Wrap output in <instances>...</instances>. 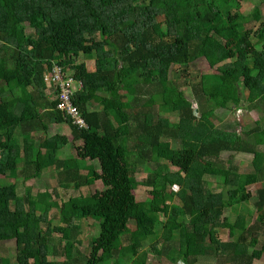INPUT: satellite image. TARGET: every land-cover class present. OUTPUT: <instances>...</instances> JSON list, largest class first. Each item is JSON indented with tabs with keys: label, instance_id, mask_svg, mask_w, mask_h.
<instances>
[{
	"label": "trees",
	"instance_id": "16d2710c",
	"mask_svg": "<svg viewBox=\"0 0 264 264\" xmlns=\"http://www.w3.org/2000/svg\"><path fill=\"white\" fill-rule=\"evenodd\" d=\"M253 16L233 8L224 17L215 0H0V177L26 180L35 166L39 171L54 167L58 185L79 189L101 180L106 187L100 201L79 195L53 203L59 208L54 223L50 206L38 202L30 188L17 196L0 178V246L12 241L13 256L30 264H107L110 258L127 264L128 255L129 264H149L140 251L145 243L150 251L161 246L159 256L169 264L202 258L252 264L251 250L264 253V189L256 191L253 220L237 214L230 221L225 213L251 195L239 186L236 167L225 166L220 156L251 154L254 169L264 171V152L256 149V138L264 145V24L256 31L243 28ZM238 39L244 45L239 56ZM79 57L94 59V70L76 64ZM201 58L211 72L195 80L189 65ZM53 64L71 70L80 84L72 102L86 129L62 117L56 100L50 117L40 115L43 77ZM174 67L180 78H170ZM169 90L175 93L170 105L176 122L154 103L162 94L169 103ZM245 93L248 106L262 114L253 128L239 133L216 128L209 105L237 111ZM33 121L43 130L65 122L71 140L54 136L53 148L42 153L29 134L18 139V128ZM69 142L75 156L60 159L58 151ZM197 159L204 163L202 176L186 177ZM161 160L177 170L171 172ZM86 161H97L100 173L82 175ZM146 162L154 164L142 181L150 197L137 201L131 186L137 164ZM182 174L175 193L180 204L169 213L161 203L168 185ZM209 177L223 179L221 190L210 189ZM80 220H91L94 228L88 255L78 249ZM128 223L137 235L130 253L123 247L107 252L106 245L120 240ZM219 229L227 231L226 241L218 238ZM54 235L71 248L54 246ZM52 256L64 260H49ZM0 264H5L1 257Z\"/></svg>",
	"mask_w": 264,
	"mask_h": 264
},
{
	"label": "rangeland",
	"instance_id": "374dc122",
	"mask_svg": "<svg viewBox=\"0 0 264 264\" xmlns=\"http://www.w3.org/2000/svg\"><path fill=\"white\" fill-rule=\"evenodd\" d=\"M218 5L220 11L223 16L226 17V14L233 10V8H237L239 12L244 15L251 14L254 15L252 20L249 23L244 25V29H251L252 31H256L261 24H264V0H215ZM30 29L26 26L25 33H29ZM264 36V35H263ZM264 39V38H263ZM252 41H258L259 37H255L251 35ZM262 44V41L260 42ZM235 54L241 55L244 54V45L240 39L235 45ZM85 63L89 67H92L94 64V59L88 60L84 57H79V60L76 64ZM189 74L191 78L197 80L201 74L210 73L207 63L204 59H198L194 61L191 65H189ZM170 78L177 79L180 78V69L178 67H174L171 70ZM181 90L184 92L186 98L190 101L193 100L192 94L188 87H183ZM247 93H245L244 98L241 102V106L237 111H226L223 109L215 108L212 104L209 105V108L213 109V113L210 116L211 121L218 129L224 130H235L237 133L241 131H247L255 125V120H258L262 114L260 110L252 109V107L248 106L246 102ZM166 98L169 103H166L163 99L162 95H156L154 97V103L156 109L164 114L168 118L170 122H176L177 115L173 112L171 108V100H174L175 93L172 91H167ZM193 102V101H192ZM193 109H196L197 106L193 103ZM198 115V114H197ZM196 115V116H197ZM131 125H134L131 123ZM52 133H59L62 135H66L68 137V141L71 140L70 128L63 124L61 126H51ZM44 135V136H43ZM50 134L47 133L46 136ZM32 139H34L35 143L39 142L45 138V134L39 130V132H34L32 135ZM259 145H257V151L264 152V145L260 144V140L256 138ZM255 141V140H254ZM173 148H180L179 141H172ZM49 148H53V145H44ZM44 149L41 147V152L44 153ZM62 154H60L61 156ZM69 156H75V150L72 144L69 142L68 145L64 146L63 159H67L70 161ZM230 153L223 152L220 158L223 161L225 166L234 165L236 167L238 176H239V186L244 187L251 195V199L248 202L242 203L240 205L234 206L229 209L225 216L231 221L235 215H245L247 220H253L256 216L253 206V200L256 199V191L258 189H264V171L257 172L253 165L252 159L253 156L251 154L245 153H235L232 154V157H229ZM164 164L168 170L174 172L177 170L176 167L172 166L166 160L160 161ZM82 164V163H81ZM85 166H91V169L81 170V174L89 177H93L96 174H99V164L97 161H86L84 163ZM204 163L197 159L193 164L192 168L189 169L186 177L192 178H200L202 176ZM136 171L134 174V183L131 186L132 192L137 201H144L149 198V190L142 185V181L145 180L146 176L150 173L154 164L152 162H146L142 164H137ZM32 175L27 177L26 180H22V178L13 177H0L6 186L14 189V194L17 196H22L25 192L26 188H30L31 195L37 199L38 202L42 203V205L50 206L49 216L54 219V223L59 220V208L52 206L53 203H57L59 206L62 202L67 201L71 197H77L79 195L90 197L92 200L100 201L104 198L106 187L101 182V180H96L93 184L82 186L79 189H74L73 184L69 186L61 187L57 182V174L54 167H50L49 169L39 171L37 166L33 167ZM37 169V170H36ZM176 180L174 184H169L168 189L165 195L164 203H161L167 212H173L176 207L180 204L179 200L176 198L175 193L178 188L182 185V177ZM208 178V177H207ZM209 185L210 189L218 192L221 190V185L223 179L221 177H209ZM217 186V187H216ZM55 190V191H54ZM80 220L78 223L80 224V230L77 235L78 240H80V245L78 249L84 254H89V246L91 239L93 238L94 228L92 226V221ZM136 230L135 226L132 223L127 224V228L125 234L121 237V239H115L108 243L105 247L107 252L118 249L120 247L124 248L125 253H130L131 244L134 242L136 238ZM56 239H54V246H63L65 245L67 249H70L71 246L67 244L65 241H60L58 236L54 235ZM227 231L219 229L218 238L221 241L227 240ZM161 246L156 247L155 250L150 251L149 245L146 243L140 249L141 253H145L146 263H158V264H169L164 258L159 256V250ZM14 251V243L12 241L5 242L0 246V257L4 259L5 264H30V262L26 260H19L13 256ZM251 255L253 258L252 264H264V253L260 250L259 247L251 250ZM49 260H53L56 262H61L64 259L59 256L49 257ZM126 263L129 264L132 261V256L128 255L126 257ZM107 264H115L114 259L110 258ZM177 264H182L181 262H177ZM195 264H215L214 260L209 258L199 259Z\"/></svg>",
	"mask_w": 264,
	"mask_h": 264
},
{
	"label": "built area",
	"instance_id": "2783aa9c",
	"mask_svg": "<svg viewBox=\"0 0 264 264\" xmlns=\"http://www.w3.org/2000/svg\"><path fill=\"white\" fill-rule=\"evenodd\" d=\"M44 82L54 92L57 101L56 110L62 117L68 119L73 126L79 129H86L87 125L82 118L77 106L72 102L74 93L80 89L72 73L56 64L44 74Z\"/></svg>",
	"mask_w": 264,
	"mask_h": 264
},
{
	"label": "crops",
	"instance_id": "0c3cea01",
	"mask_svg": "<svg viewBox=\"0 0 264 264\" xmlns=\"http://www.w3.org/2000/svg\"><path fill=\"white\" fill-rule=\"evenodd\" d=\"M88 61V60H87ZM85 66H86V68L89 70V71H93L94 70V64H92V67H89L87 64H85ZM69 72L70 73H73L71 70H69ZM43 93H44V99L43 100H41L42 102H43V107L41 108V110H40V115H43V114H47L48 115V117H50L49 116V112H51V107H50V105L52 104V102L53 101H55V95H54V92L53 91H51V89L50 88H48L47 86L44 88L43 87ZM52 113V112H51ZM48 117L46 116L45 117V120H47L48 119ZM63 124H66L67 126H68V124L67 123H65V122H62V123H49L48 125H47V128H46V130H43V129H41V127H40V123H35L34 121L32 122V126H30V125H28L27 126V124L25 123V125L23 126V127H20V128H18V129H20L19 130V136H18V139L20 138V140H21V138L24 136V135H26V134H29V136L31 137V135L34 133V132H39V130H41L44 134H45V138H43L42 140H39V142L37 143H35V141H34V139H32L33 140V143H34V146L35 147H39L40 149H41V147H42V149H44V150H46L45 149V147L46 146H44L45 144L46 145H53V143L52 142H49V140H50V138H52V137H54V136H65L67 139H68V137L66 136V135H62V134H59V133H52L51 132V126H61V125H63ZM69 127V126H68ZM47 133H49L50 135L49 136H46V134ZM70 134H71V130H70ZM22 136V137H21ZM44 136V135H43ZM68 145V144H67ZM263 145V144H262ZM63 152H64V147L60 150V151H58V154H59V158L60 159H63ZM60 154H62L61 156H60ZM70 157L71 156H69V159H70ZM63 160H67V159H63ZM92 162V161H91ZM81 170H87V166H83L82 167V169ZM81 170H80V172H81ZM99 171H100V168H99ZM60 186L61 187H64V186H66V184H60Z\"/></svg>",
	"mask_w": 264,
	"mask_h": 264
}]
</instances>
